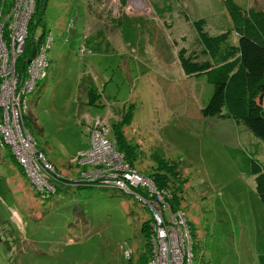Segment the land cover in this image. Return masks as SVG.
<instances>
[{
  "label": "rangeland",
  "instance_id": "374dc122",
  "mask_svg": "<svg viewBox=\"0 0 264 264\" xmlns=\"http://www.w3.org/2000/svg\"><path fill=\"white\" fill-rule=\"evenodd\" d=\"M156 1L44 0L37 32L53 40L22 123L63 181L53 187L48 176L50 186L40 166L19 163L0 144V264H145L141 224L149 212L140 196L81 175L91 167L76 156L88 144L84 118L92 113L110 122L128 116L124 131L140 148L133 165L142 174L150 178L156 152L187 178L178 223L184 234L190 229L192 264H264V204L248 159L264 163V142L230 116L201 113L212 86L185 74L177 54L195 46V19L204 18L210 34L232 27L226 1L170 0L162 13ZM233 1L264 8V0Z\"/></svg>",
  "mask_w": 264,
  "mask_h": 264
},
{
  "label": "trees",
  "instance_id": "16d2710c",
  "mask_svg": "<svg viewBox=\"0 0 264 264\" xmlns=\"http://www.w3.org/2000/svg\"><path fill=\"white\" fill-rule=\"evenodd\" d=\"M121 1L125 2V0ZM225 1L232 17V27L216 34H210L204 29V18L193 20L192 24L197 33L195 46L180 47L177 51L179 62L185 74L204 76L212 86V92L207 102L201 107L203 115L230 116L236 122L243 123L264 142V102L262 100V94L264 95V8L243 7L233 0ZM168 2L170 0H160L152 5L155 11L162 13L170 6ZM7 5L8 0H0V11L2 8L6 10ZM43 7L44 0H35L34 11L28 22L24 47L16 58V69L20 74L24 72L25 66L35 55L38 45L43 39V33L35 37V33H38L37 20L41 16ZM41 30L43 32L44 27ZM232 30L237 34L236 41L230 40ZM96 95L94 91L90 90L88 101L95 103ZM92 114L94 115V113ZM128 120L127 116L122 120L110 122L112 126L107 136L115 142L116 149L124 155L126 160L133 164V158L139 156L141 152L140 148L136 146L138 144L124 131V123L127 124ZM26 123L28 125V118ZM37 147L41 150L39 145ZM243 153L246 156L244 151ZM153 154L157 164L152 166L153 169L148 175L157 187L167 189L169 195L166 198L169 200L171 208L180 209V192L187 178L180 174L176 162H169L156 152ZM248 159L250 171L255 174L256 192L264 204V163L254 158L248 157ZM55 170L56 174L52 182L54 187L55 181H63L59 170L56 168ZM122 192L124 191L122 190ZM148 212L149 218H146L141 224V232L147 238V250L142 254L143 263L151 253L150 246L152 244L149 209Z\"/></svg>",
  "mask_w": 264,
  "mask_h": 264
},
{
  "label": "built area",
  "instance_id": "2783aa9c",
  "mask_svg": "<svg viewBox=\"0 0 264 264\" xmlns=\"http://www.w3.org/2000/svg\"><path fill=\"white\" fill-rule=\"evenodd\" d=\"M34 5L35 0H8L7 9L2 8L0 11V144L8 146L19 163H30L34 170L40 166L43 181L51 186L47 179L48 176L54 177L56 170L47 163L35 138L24 128L22 115L30 103L28 95L35 88V82L46 75V50L51 45L53 35L47 33L43 36L35 55L29 60L22 74L16 69V58L23 50ZM67 24L69 28L74 26V16ZM38 36L35 33V37ZM84 50L82 45L80 51ZM22 91L27 96L21 101ZM84 119L88 131V145L78 153L76 160L91 166L89 169L80 170L81 175L87 179L85 181L111 183L110 186L127 194L133 192L151 212L149 222L152 248L145 264H192V251L190 249L191 254L187 251L188 242L191 245L190 231L187 229L184 234L178 223L184 218H180L178 209L171 208L166 198L169 195L167 189L157 187L151 178L142 174L116 149L115 142L107 136L111 130L107 117L96 113L87 114ZM38 158L42 160L39 161ZM32 161L37 163L33 164ZM47 166L52 170L49 171ZM107 169L111 171L107 172ZM136 177L138 180L131 182ZM138 181L146 183L151 190ZM115 182L122 183L123 186ZM36 183L43 185L37 179Z\"/></svg>",
  "mask_w": 264,
  "mask_h": 264
},
{
  "label": "bare ground",
  "instance_id": "6f19581e",
  "mask_svg": "<svg viewBox=\"0 0 264 264\" xmlns=\"http://www.w3.org/2000/svg\"><path fill=\"white\" fill-rule=\"evenodd\" d=\"M42 193V192H41ZM189 231H190V229H189ZM190 241H191V243H192V239H191V234H190ZM151 254V253H150ZM150 254H149V256H150ZM192 260V259H191Z\"/></svg>",
  "mask_w": 264,
  "mask_h": 264
},
{
  "label": "crops",
  "instance_id": "0c3cea01",
  "mask_svg": "<svg viewBox=\"0 0 264 264\" xmlns=\"http://www.w3.org/2000/svg\"><path fill=\"white\" fill-rule=\"evenodd\" d=\"M89 102V101H88ZM90 103V102H89ZM95 103H96V100H95ZM95 103H90L91 105H93V104H95ZM9 148V147H8ZM56 169H57V167H56Z\"/></svg>",
  "mask_w": 264,
  "mask_h": 264
}]
</instances>
